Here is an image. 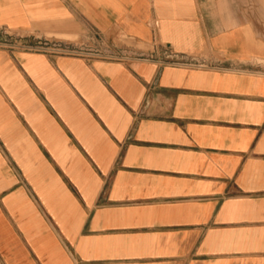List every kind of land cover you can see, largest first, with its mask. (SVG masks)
I'll use <instances>...</instances> for the list:
<instances>
[{"label": "crops", "instance_id": "crops-1", "mask_svg": "<svg viewBox=\"0 0 264 264\" xmlns=\"http://www.w3.org/2000/svg\"><path fill=\"white\" fill-rule=\"evenodd\" d=\"M91 29L217 67L0 46V264H264V0H0Z\"/></svg>", "mask_w": 264, "mask_h": 264}, {"label": "built area", "instance_id": "built-area-1", "mask_svg": "<svg viewBox=\"0 0 264 264\" xmlns=\"http://www.w3.org/2000/svg\"><path fill=\"white\" fill-rule=\"evenodd\" d=\"M11 44H0V46H10L12 48H24L35 51H43L53 55H70L85 58L89 61L101 59L118 62H132L138 60L152 61L159 64H172L189 67H217L207 63L196 56H187L175 52L170 48H163L159 52L152 54H140L132 51L127 46L108 38L97 29H91L88 36L77 42L50 40L45 38H33Z\"/></svg>", "mask_w": 264, "mask_h": 264}, {"label": "rangeland", "instance_id": "rangeland-1", "mask_svg": "<svg viewBox=\"0 0 264 264\" xmlns=\"http://www.w3.org/2000/svg\"><path fill=\"white\" fill-rule=\"evenodd\" d=\"M34 36L32 35H26V34H19V33H14V32H8L5 30H0V44H11V43H21L24 41H27L31 39L34 41ZM70 38H74L73 36H70ZM199 58V57H198ZM202 60H205L207 63L215 65L211 63L209 60L200 58Z\"/></svg>", "mask_w": 264, "mask_h": 264}]
</instances>
